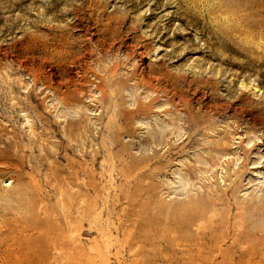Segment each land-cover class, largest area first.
<instances>
[{"label": "rangeland", "instance_id": "1", "mask_svg": "<svg viewBox=\"0 0 264 264\" xmlns=\"http://www.w3.org/2000/svg\"><path fill=\"white\" fill-rule=\"evenodd\" d=\"M0 264H264V0H0Z\"/></svg>", "mask_w": 264, "mask_h": 264}]
</instances>
